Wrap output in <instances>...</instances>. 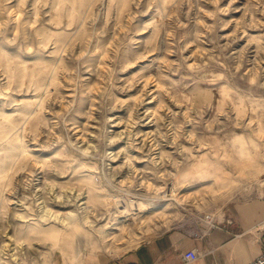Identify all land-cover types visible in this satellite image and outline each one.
I'll return each mask as SVG.
<instances>
[{"label":"rangeland","instance_id":"374dc122","mask_svg":"<svg viewBox=\"0 0 264 264\" xmlns=\"http://www.w3.org/2000/svg\"><path fill=\"white\" fill-rule=\"evenodd\" d=\"M264 192V0H0V264H83Z\"/></svg>","mask_w":264,"mask_h":264},{"label":"crops","instance_id":"0c3cea01","mask_svg":"<svg viewBox=\"0 0 264 264\" xmlns=\"http://www.w3.org/2000/svg\"><path fill=\"white\" fill-rule=\"evenodd\" d=\"M264 250V192L230 203L198 230L170 227L121 254L83 264H248Z\"/></svg>","mask_w":264,"mask_h":264},{"label":"built area","instance_id":"2783aa9c","mask_svg":"<svg viewBox=\"0 0 264 264\" xmlns=\"http://www.w3.org/2000/svg\"><path fill=\"white\" fill-rule=\"evenodd\" d=\"M248 264H264V250L261 252L259 256H257L255 259L250 261Z\"/></svg>","mask_w":264,"mask_h":264}]
</instances>
